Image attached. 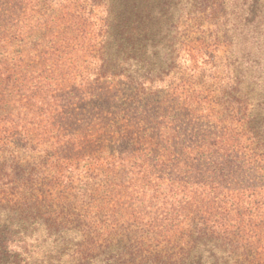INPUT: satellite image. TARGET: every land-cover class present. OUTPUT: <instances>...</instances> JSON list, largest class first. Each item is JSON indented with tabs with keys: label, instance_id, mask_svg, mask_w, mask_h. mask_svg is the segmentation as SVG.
I'll return each instance as SVG.
<instances>
[{
	"label": "trees",
	"instance_id": "1",
	"mask_svg": "<svg viewBox=\"0 0 264 264\" xmlns=\"http://www.w3.org/2000/svg\"><path fill=\"white\" fill-rule=\"evenodd\" d=\"M165 1L0 0V264H264V0H191L188 72Z\"/></svg>",
	"mask_w": 264,
	"mask_h": 264
},
{
	"label": "rangeland",
	"instance_id": "2",
	"mask_svg": "<svg viewBox=\"0 0 264 264\" xmlns=\"http://www.w3.org/2000/svg\"><path fill=\"white\" fill-rule=\"evenodd\" d=\"M164 5L167 7L166 17L158 21L156 28L159 33L155 39L158 42V57L163 58L160 63L163 67L170 64L172 72H174V66L176 72H188L192 69V42H195L198 35V33H192V1L166 0ZM224 51L225 48L220 46L216 54L221 56ZM172 58L176 59L172 61ZM177 59L179 61L175 65Z\"/></svg>",
	"mask_w": 264,
	"mask_h": 264
}]
</instances>
